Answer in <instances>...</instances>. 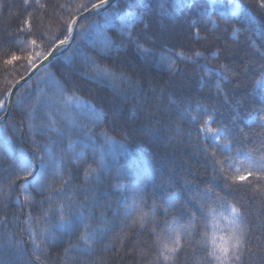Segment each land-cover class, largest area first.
Wrapping results in <instances>:
<instances>
[{"label":"snow or ice","instance_id":"1","mask_svg":"<svg viewBox=\"0 0 264 264\" xmlns=\"http://www.w3.org/2000/svg\"><path fill=\"white\" fill-rule=\"evenodd\" d=\"M35 3L44 7L40 5V0H35ZM24 5L31 7L29 0H24ZM101 6L111 7V16H106L103 24L91 21L80 25L83 29L81 36L88 41L93 31L100 34L102 28L118 24L115 39L104 36L101 47L90 50L94 54L83 53L79 58H70L67 67L61 68L66 83L57 82L52 96L43 99L38 96L36 103L29 108L26 132L22 127L13 129L14 132H21L20 143H24L23 136H28L30 156L25 157L23 148L19 156L15 154L17 141L14 136H9L0 145V206L7 208L14 197L24 216L23 220L20 216L14 217L16 223L12 228H9L7 217L0 218V229H3L0 231V264H49L50 249L64 243L66 247L62 255L56 258L58 264H96V261L80 257L93 254L99 245H103L105 251L115 248L117 242L122 247L133 230H136L137 244L142 234L149 237L146 247L136 248L141 264H254L256 253L253 247L260 254L259 264H264V216L256 218L259 232L256 235L238 202L228 198L238 187L250 186L254 195H259L264 203V63L259 64L257 74L251 77L253 87L235 101H230L222 85L233 83L239 76L236 67L230 64H220L212 69L207 65L201 66L216 71L221 77L216 84L217 92L223 94L225 103H233V124L241 119L240 109L245 105L246 97H260L257 106L249 107L243 113L248 118L247 131L244 128L238 132L227 127L212 128L211 124L216 121L207 110L197 115H192L187 108L181 110V118L188 114L192 121L200 124L201 131L211 133L212 139L217 142L203 145L205 153L211 150L213 164L212 180L204 188L197 186L192 189L193 181L184 178L183 187L170 189L162 203L153 200L149 204L143 194L123 196L116 202L111 220L103 211L97 214L93 200L95 193L83 198L78 195L90 191L88 186L93 179L99 181L101 171L106 167L105 158L112 154V146L116 143L105 126L107 114L104 109L78 95V91L91 92L87 88L89 83L101 89L110 87L112 93L107 101L110 105L127 102L128 90L134 95L139 91L138 82H134L132 77L100 61L112 52L134 48L145 63H158L170 75H175L181 71L178 61L198 64L201 59H208L206 44L214 33V29L203 28L200 21L194 20L191 25L194 31L189 39L200 44L204 50L195 46H169L168 38L153 29L148 5L137 4L136 0H99V4H92L91 7ZM78 7L87 10L86 5ZM211 7L213 10L217 8V0H212ZM219 7L224 8L225 5L220 4ZM205 13L208 17L206 23L217 26L223 22L231 26L234 38L243 36V40L237 43L246 45L245 56L250 62L252 56L264 60V0H228L219 21L207 9ZM160 15H166L163 3ZM31 16L32 13H28V17ZM68 23V31H72L76 21ZM22 24L31 29L29 19L23 20ZM198 24L201 26L198 27ZM213 38L218 40L219 36ZM66 40L67 36L60 43L64 44ZM30 44L33 48L37 46L34 39ZM51 54L50 51H35L26 59L32 64L35 59H47ZM209 55L220 58L218 51ZM18 59L20 57L13 54L6 63ZM243 70L247 75L248 65ZM125 84L128 89L122 87ZM170 104L178 105V102L170 100ZM41 109L44 110L42 115L37 116ZM143 109L144 105L137 101L133 119H138V110ZM159 111V106L156 112L146 111L143 119L159 125L161 119H154ZM164 111L170 112L171 109L165 108ZM98 128L101 129L99 132L96 131ZM147 131L155 133L157 130ZM37 136L42 139L37 140ZM234 144L240 146L233 148ZM120 147L127 150L123 144ZM72 169H75V175ZM80 175L82 182L74 184V179ZM221 180L222 188L219 185ZM185 189H189L186 194ZM90 200L93 202L90 203ZM193 202L199 206L200 216L195 212L187 214L188 206ZM105 207L111 209L110 204ZM34 209L38 211L34 213ZM209 218L211 233L207 230ZM219 218L227 222L223 229L217 223ZM198 221L202 222V231L198 230ZM117 227L119 231H116ZM16 228L27 236L26 241L17 238ZM110 235L112 243H105ZM254 240L257 242L255 245Z\"/></svg>","mask_w":264,"mask_h":264},{"label":"trees","instance_id":"2","mask_svg":"<svg viewBox=\"0 0 264 264\" xmlns=\"http://www.w3.org/2000/svg\"><path fill=\"white\" fill-rule=\"evenodd\" d=\"M29 2L31 7L26 8L24 0H0V102H2L0 118L6 114L7 101L13 87L44 59L40 57L29 64L26 57L34 55L35 51L52 52L61 40H65L66 36L67 40L70 38L72 31H68V22L76 20L86 11L84 7L78 6L86 5L88 10L92 8V4H99V0H40V5H44V7H40L35 3V0H29ZM224 2L228 1L224 0ZM136 3L149 6V18L153 22V29L168 38L169 46H195L204 50L200 44L189 39L194 31V28L191 27L194 20L200 21L203 28L214 29V33L210 35V40L206 44L207 52L205 54L208 59H201L198 64L178 61L181 71L175 75H170L166 68L160 67L158 63H145L136 54L134 48L126 49L120 53L112 52L105 56L100 61L102 64L112 66L117 72L123 71L132 77L134 82H138V94L134 95L128 90L129 99L127 102L108 104L107 101L112 93L110 87L101 89L89 83L87 88L91 89V92L88 90L78 91V95L104 109L107 114L105 126L116 141L112 146V154L105 158L106 167L101 171L99 181L93 179L88 186L90 191L81 192L78 195L83 198L85 195L92 196V193H95L93 200L97 214L103 211L110 220L113 219L116 202L123 196L132 197L134 194H143L149 204L153 200L162 203L170 189L176 190L177 187H183L184 178L193 181L192 189L197 186L202 189L212 180L211 150L209 153H205L203 145L215 143L205 139L203 131L200 130V124L192 121L188 114L181 118V110L187 108L192 115L207 110L216 121L211 124L212 128L227 127L234 132L244 128L247 131L249 125L246 124V120L248 118L243 113L247 112L249 107L257 106L260 100L259 96H247L245 105L240 109L241 119L233 124V103H225L223 94L217 92L216 84L221 77L216 71H209L201 67L207 65L209 69H212L220 64L235 66L239 76L234 79L233 83L225 82L222 85L230 101H235L243 97L245 92L253 87L251 77L257 74L259 64L264 63V60L259 56H252L251 62L249 58H246V45L237 43V41L243 40V36L234 38L231 26H226L223 22H219L217 26L206 23L208 17L205 9L211 12L209 9L210 0H136ZM161 3L165 5L166 9L164 16L160 15ZM103 7L105 6L98 8ZM140 10L144 11L143 8ZM112 11L111 7H107L103 11L83 19L79 24L75 41L67 47H60L51 61L17 90L10 114L0 124V145L9 136H14L17 141L15 154L19 156L20 149L23 148L25 157L30 156L31 144L28 142V136H23L24 143H20L21 132H14L13 129L22 127L26 132L29 123V108L36 103L38 96L42 99L46 98L56 90L57 82L66 83L61 74V68L67 67L70 58L73 56L79 58L83 53L94 54L90 50L93 47L99 49L104 36L115 39V33L118 31L117 26L102 28L100 36H97L93 31L89 34L88 41H85L81 36L83 29L80 27V25H87L91 21L103 24L105 17L111 16ZM28 13H32V16L28 17ZM212 15L219 21L220 14L212 13ZM26 18L30 21V30L28 25L22 24ZM203 28L202 35L204 34ZM214 36H219V39H214ZM33 39L37 42L35 48L30 44ZM217 51L219 59L209 55V53ZM13 54L20 59L6 63ZM245 65L249 67L247 75L243 70ZM122 87L128 89L126 84ZM170 100L177 101L178 105L170 104ZM137 101L144 105V109L138 110V119H133L132 114ZM157 106L160 111L157 112L154 119H161L159 125L143 119L146 111L156 112ZM165 108H170L171 111L165 112ZM43 111L41 109L36 115H42ZM21 121H23L22 126ZM177 126H179V131ZM153 128L157 130L155 133L147 131V129ZM100 130L96 129L97 132ZM36 139L41 140L42 138L37 136ZM121 144L126 146V151L120 147ZM239 146L234 144L233 148ZM232 154L235 155V152ZM9 155L11 156L12 153L9 152ZM72 171L75 175V169ZM82 180L83 177L80 175L74 179L73 183L80 184ZM219 185L220 188L223 187L222 180ZM188 190L185 189V194ZM228 198L233 202H238V206L249 218V227L253 233L259 235L256 218L264 216V203L261 202L259 195H254L250 186H240ZM93 200L89 202L92 203ZM109 204L111 209L105 207ZM21 211L22 209L14 202L13 197L7 208L0 206V218L7 217L9 228H12L16 223L14 217L20 216L21 220L24 219ZM33 211L35 213L38 210L34 209ZM192 212L200 216L199 206L195 202L190 204L187 209V214ZM217 223L223 229L227 222L219 218ZM2 230L0 229V231ZM198 230H203L202 222L199 221ZM207 230L209 233L212 231L211 218H209ZM15 231L18 239L27 240V236L21 233L19 228H16ZM116 231H119L118 227ZM135 231L133 230L129 234V238L124 241L122 247L117 242L115 248L105 251L103 245H99L93 254L80 258L96 261V264H141V258L136 248L146 247L149 237L147 234H142L139 237L140 242L137 244ZM64 239L66 241L67 237ZM105 243H112L111 235L108 240H105ZM255 243L257 242L254 240L253 244L255 245ZM64 247H66V243L50 249L49 264H58L56 258L58 255H62ZM253 252L256 253L253 256L254 264H259L260 254L255 247H253Z\"/></svg>","mask_w":264,"mask_h":264},{"label":"water","instance_id":"3","mask_svg":"<svg viewBox=\"0 0 264 264\" xmlns=\"http://www.w3.org/2000/svg\"><path fill=\"white\" fill-rule=\"evenodd\" d=\"M96 12H98V11H93V10H89V11H87V12H85L84 14H82V15H80L78 18H77V20H76V23L74 24V31H73V35H72V37H71V39L70 40H68V41H66L64 44H60L59 46H62V45H68V44H70V43H72V41L74 40V38H75V35H76V32H77V28H78V25H79V23H80V21L84 18V17H86V16H88V15H90V14H93V13H96ZM59 46H57V47H59ZM57 48H55V50H56ZM55 50L53 51V52H51L52 54L50 55V56H48V58L47 59H44L32 72H30L25 78H23L21 81H19L14 87H13V89H12V92H11V95H10V98H9V104H8V112H7V115L9 114V109H10V106H11V102H12V100H13V97H14V95H15V93H16V91L19 89V87L21 86V85H23L26 81H27V79H29L38 69H40L42 66H44L52 57H53V55H54V53H55ZM4 119V118H3ZM3 119L0 121V123H2V121H3Z\"/></svg>","mask_w":264,"mask_h":264},{"label":"rangeland","instance_id":"4","mask_svg":"<svg viewBox=\"0 0 264 264\" xmlns=\"http://www.w3.org/2000/svg\"><path fill=\"white\" fill-rule=\"evenodd\" d=\"M226 1H228V0H226ZM220 4H224L225 7H224V8L219 7ZM227 5H228V2H224V0H217V8H216L217 11H216V10H213V11H214V12H218V13L221 15V13H223V12L226 10ZM116 26L119 28L118 24H117ZM110 27H114V26H110ZM106 28H109V27H106ZM96 35H97V36H100V34H97V33H96ZM100 38H101V37H100ZM102 40H103V37H102ZM39 70H40V69H39ZM42 89H43V88H42ZM54 92H55V91H53V92L50 94V96H52V95L54 94ZM7 104H8V103H7ZM205 134H206V133H205ZM206 136L209 137L212 141L216 142L215 140L212 139V136H211L210 133H207Z\"/></svg>","mask_w":264,"mask_h":264},{"label":"bare ground","instance_id":"5","mask_svg":"<svg viewBox=\"0 0 264 264\" xmlns=\"http://www.w3.org/2000/svg\"><path fill=\"white\" fill-rule=\"evenodd\" d=\"M210 3H212V0H210ZM209 9H210L211 12H214L213 9H212V7H211V5L209 6ZM215 10H216V9H215ZM216 11H217V10H216Z\"/></svg>","mask_w":264,"mask_h":264}]
</instances>
